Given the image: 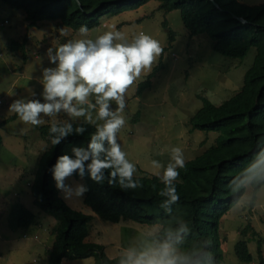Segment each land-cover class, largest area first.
<instances>
[{
	"label": "rangeland",
	"instance_id": "374dc122",
	"mask_svg": "<svg viewBox=\"0 0 264 264\" xmlns=\"http://www.w3.org/2000/svg\"><path fill=\"white\" fill-rule=\"evenodd\" d=\"M237 1L250 6L264 4V0ZM158 6V1L152 0L136 10L106 15L101 18V26L88 32L89 37L94 38L115 25V30L130 39L146 33L158 40L163 49L151 69L142 71L125 93V124L118 131L117 140L128 159L136 165L134 175H143V172L156 175L157 171L162 174L163 169H156L153 161L166 167L173 146L183 150L185 162L211 146L217 133L189 131V117L201 106L198 95L215 105L232 97L241 88L255 55V48H251L242 60L218 54L208 36H189L179 10L163 12ZM28 24L22 10L0 1V122L15 114L9 109L14 100L42 99V69L54 66L48 61V50L78 37V31L56 22L44 21L35 27ZM169 31L173 33L172 40ZM24 38L27 40L25 54L9 49L11 41L22 43ZM160 60L164 68L152 79L151 87L137 96V85ZM112 107L115 109L114 103ZM59 118L68 119L63 113ZM44 121L38 126L51 122L48 117H44ZM75 122L82 123L81 120ZM52 146L49 137H39L36 126L19 117L0 128V264L48 263L46 249L54 241V237L50 238V230L56 220L33 205L31 186L41 154ZM73 181L84 184L82 178H71L66 183ZM56 190L70 208L93 216L87 240L102 245L104 254L110 259L123 256L127 249H140L152 243L151 236L159 229L158 225L104 221L84 204L83 197H66L61 190ZM251 190L247 184L245 195L221 220V264H260L261 260L264 264V186L258 190L256 204L252 206L249 203ZM20 206L29 208L36 218V224L27 230L14 227ZM244 229L251 240L248 245L253 255L251 263L240 261L234 251L235 244L244 237L241 235ZM259 238L263 239L261 258L257 254ZM94 261V257H88L67 260L64 264H93Z\"/></svg>",
	"mask_w": 264,
	"mask_h": 264
},
{
	"label": "trees",
	"instance_id": "16d2710c",
	"mask_svg": "<svg viewBox=\"0 0 264 264\" xmlns=\"http://www.w3.org/2000/svg\"><path fill=\"white\" fill-rule=\"evenodd\" d=\"M0 1L22 10L29 27L49 21L77 32L81 25L89 30L97 28L101 26L102 17L136 10L152 0ZM154 1H158V10L163 12L179 10L189 36H208L213 41L214 50L228 59L242 60L251 48H255L253 63L245 72L241 88L221 104L215 105L198 95L201 106L189 117V131L214 132L217 136L211 146L186 161L184 168L178 169L179 176L174 183L180 199L171 205L170 212L162 207L166 197L159 195L164 188L163 183L157 175L144 172L143 175H134L133 178L140 182V186L134 189L121 188L118 183L110 184L108 178L97 183L86 173L82 179L88 191L83 202L104 221L158 225V231L151 236L152 241L163 239L170 230L175 232L186 225L188 231L182 234L177 249L180 252L208 253L212 264H221V220L245 195L246 186L237 191L241 169L254 160L257 153L264 151V4L250 6L237 0ZM169 34L172 40L173 33L169 31ZM26 42V38L22 43L13 40L9 49L25 54ZM163 68L160 60L137 85V96L151 87L152 79ZM17 117L14 114L0 122V128ZM79 124L74 122V127ZM35 126L39 137L50 138V124ZM84 127L83 135H69L60 144L45 150L34 174L31 186L33 205L56 220L51 230L54 241L51 248L46 249L48 264H61L64 258L73 261L88 257H94L93 264H119L123 257L110 259L104 254L102 245L87 240L93 216L70 208L58 196L52 178L51 168L57 157L65 153L71 155L73 146L86 145L90 134L95 131L92 125L85 124ZM73 178L80 179L75 175ZM249 184L252 189L249 203L252 206L256 204V195L264 186V180ZM16 219L15 228L27 230L36 224L34 213L24 206L19 207ZM245 233L246 229L242 231L244 237L235 244L234 251L240 261L251 263L253 255L248 247L251 240ZM262 240L259 238L257 241L260 258ZM260 264H263L262 260Z\"/></svg>",
	"mask_w": 264,
	"mask_h": 264
},
{
	"label": "clouds",
	"instance_id": "9594fccd",
	"mask_svg": "<svg viewBox=\"0 0 264 264\" xmlns=\"http://www.w3.org/2000/svg\"><path fill=\"white\" fill-rule=\"evenodd\" d=\"M88 32L89 29L81 25L77 38L48 50V61L54 66L42 69V99L24 97L9 106L10 111L31 125H41L45 122L44 117L50 118L49 133L53 146L69 135H83L85 124L94 126L95 131L90 134L86 145L73 146L71 155H59L52 165L55 186L66 197H83L88 191L86 184L66 181L74 175L83 178L86 173L97 183L108 178V183H118L124 189L140 186L139 179L133 178L136 165L122 150L117 133L125 124L123 112L127 89L142 71L151 69L163 51L158 40L143 32L131 39L115 30V25L94 38H90ZM61 113L68 119L59 118ZM77 120L82 123L74 127ZM170 155L166 167L153 161L156 169H163L162 174L160 171L155 174L164 185L159 193L166 197L162 207L169 212L171 205L180 199L174 182L179 176L178 169L185 166L180 147H171ZM105 170L109 171L106 173ZM257 180H264V151L257 153L256 158L241 169L237 191ZM187 231V226L182 225L175 232L170 230L163 239H156L140 249H127L119 264H212L208 253L180 252L177 249V243Z\"/></svg>",
	"mask_w": 264,
	"mask_h": 264
},
{
	"label": "crops",
	"instance_id": "0c3cea01",
	"mask_svg": "<svg viewBox=\"0 0 264 264\" xmlns=\"http://www.w3.org/2000/svg\"><path fill=\"white\" fill-rule=\"evenodd\" d=\"M51 237H53V235L50 233V238H51ZM34 238H35V237H34ZM51 246H52V243H50V245H49L47 248L50 249ZM46 257H48V255H47ZM66 261H67L66 259H62L61 264H64ZM47 264H48V263H47Z\"/></svg>",
	"mask_w": 264,
	"mask_h": 264
},
{
	"label": "water",
	"instance_id": "95a60500",
	"mask_svg": "<svg viewBox=\"0 0 264 264\" xmlns=\"http://www.w3.org/2000/svg\"><path fill=\"white\" fill-rule=\"evenodd\" d=\"M218 7V6H217ZM240 21H242L243 23H246L245 20H243L242 18H239Z\"/></svg>",
	"mask_w": 264,
	"mask_h": 264
}]
</instances>
